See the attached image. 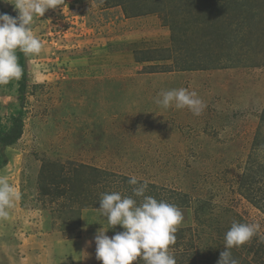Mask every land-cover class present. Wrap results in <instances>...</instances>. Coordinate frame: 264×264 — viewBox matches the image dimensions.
<instances>
[{
	"label": "rangeland",
	"instance_id": "374dc122",
	"mask_svg": "<svg viewBox=\"0 0 264 264\" xmlns=\"http://www.w3.org/2000/svg\"><path fill=\"white\" fill-rule=\"evenodd\" d=\"M31 29L42 49L17 50L24 129L0 177L19 198L0 219V264H43L51 233L96 249L99 229L123 232L99 201L132 196V176L182 211L177 264H217L233 222L264 236V0H59ZM20 80L0 85V125L20 110ZM180 88L199 116L156 103ZM259 236L231 249L239 264H264Z\"/></svg>",
	"mask_w": 264,
	"mask_h": 264
},
{
	"label": "clouds",
	"instance_id": "9594fccd",
	"mask_svg": "<svg viewBox=\"0 0 264 264\" xmlns=\"http://www.w3.org/2000/svg\"><path fill=\"white\" fill-rule=\"evenodd\" d=\"M5 2L14 4L19 14L13 17L0 13V85H7L22 76L17 50L26 57L41 52L42 43L31 29L34 17H42L48 9L57 8L59 4V0ZM156 103L163 108H188L197 116L206 107L195 91L185 88L162 91ZM128 183L134 186L132 196L104 193L99 201V210L110 228L120 225L124 231L109 238L107 230L99 229L94 237L96 258L103 264H134L138 260L145 264H177L169 248L176 242L177 227L184 219L182 211L174 204L145 195L147 182L140 183L132 176ZM18 198L14 186L5 177H0V219H8V210ZM254 236H259L258 224L233 222L225 234L226 250L220 253L217 264H239L231 249L244 245ZM259 240L264 243V236H259Z\"/></svg>",
	"mask_w": 264,
	"mask_h": 264
},
{
	"label": "crops",
	"instance_id": "0c3cea01",
	"mask_svg": "<svg viewBox=\"0 0 264 264\" xmlns=\"http://www.w3.org/2000/svg\"><path fill=\"white\" fill-rule=\"evenodd\" d=\"M53 235V236H52ZM48 243L47 248L40 246L38 259L44 264H102L96 258V249L91 247L90 240L77 239L75 241L60 242L56 234L43 236Z\"/></svg>",
	"mask_w": 264,
	"mask_h": 264
},
{
	"label": "trees",
	"instance_id": "16d2710c",
	"mask_svg": "<svg viewBox=\"0 0 264 264\" xmlns=\"http://www.w3.org/2000/svg\"><path fill=\"white\" fill-rule=\"evenodd\" d=\"M0 13L2 12L0 11ZM17 55L19 59V64L22 66L23 69V73L18 88L21 106L17 114L10 117V125H0V170L6 166L7 158L5 156V150L17 144L18 141L23 136L24 101H25V92L27 87V80H26L27 75L25 68L26 64L23 54L17 53ZM261 122L264 124V111L261 116ZM256 141H257L256 143L260 141L259 136H257Z\"/></svg>",
	"mask_w": 264,
	"mask_h": 264
}]
</instances>
